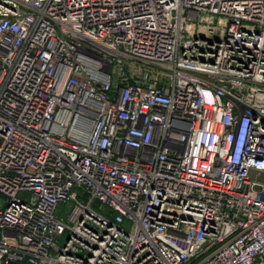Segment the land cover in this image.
<instances>
[{
	"label": "built area",
	"instance_id": "2783aa9c",
	"mask_svg": "<svg viewBox=\"0 0 264 264\" xmlns=\"http://www.w3.org/2000/svg\"><path fill=\"white\" fill-rule=\"evenodd\" d=\"M0 264H264V0H0Z\"/></svg>",
	"mask_w": 264,
	"mask_h": 264
},
{
	"label": "rangeland",
	"instance_id": "374dc122",
	"mask_svg": "<svg viewBox=\"0 0 264 264\" xmlns=\"http://www.w3.org/2000/svg\"><path fill=\"white\" fill-rule=\"evenodd\" d=\"M70 209L69 203H60L57 210V216L59 218H62L64 221H66L67 213ZM66 234H64L62 237L59 238V243L62 244L65 240Z\"/></svg>",
	"mask_w": 264,
	"mask_h": 264
}]
</instances>
